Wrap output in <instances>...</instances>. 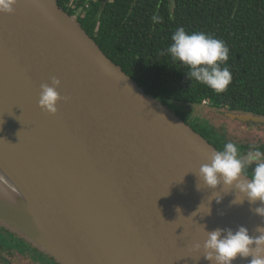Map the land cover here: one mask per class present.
Masks as SVG:
<instances>
[{
  "label": "water",
  "instance_id": "95a60500",
  "mask_svg": "<svg viewBox=\"0 0 264 264\" xmlns=\"http://www.w3.org/2000/svg\"><path fill=\"white\" fill-rule=\"evenodd\" d=\"M52 77L68 97L56 114L38 105ZM217 150L58 0H17L0 13V223L60 263L209 264L205 230L257 235L259 201L235 205L234 186L198 181Z\"/></svg>",
  "mask_w": 264,
  "mask_h": 264
},
{
  "label": "trees",
  "instance_id": "16d2710c",
  "mask_svg": "<svg viewBox=\"0 0 264 264\" xmlns=\"http://www.w3.org/2000/svg\"><path fill=\"white\" fill-rule=\"evenodd\" d=\"M58 2L69 14H78L101 49L163 104L201 105L206 99L218 111L264 116V0ZM179 27L187 33L203 32L227 46L228 59L221 67L229 69L232 81L225 91L217 93L188 79L189 69L166 53ZM210 125L206 133L193 128L220 150V139L207 135L215 129ZM242 147L246 154L252 148L264 152V144Z\"/></svg>",
  "mask_w": 264,
  "mask_h": 264
},
{
  "label": "clouds",
  "instance_id": "9594fccd",
  "mask_svg": "<svg viewBox=\"0 0 264 264\" xmlns=\"http://www.w3.org/2000/svg\"><path fill=\"white\" fill-rule=\"evenodd\" d=\"M16 3L17 0H0V13H12ZM171 41L165 51L173 61L189 69L188 79L205 84L217 93L226 90L232 76L227 67H221V62L227 61L229 51L223 41L203 32L187 33L183 27L174 31ZM60 84L58 78L52 77L51 84L40 86L38 105L49 114H56L58 102L68 99L61 97L57 91ZM196 176L209 189H216L221 181L227 190L234 186L236 195L232 204H243L245 200L250 204L259 201L260 206L251 211L264 218V152L252 148L242 155L235 143L226 142L222 149L213 152L209 163L200 165ZM202 208L203 205L198 211ZM180 211L177 208V212ZM254 231L257 235L250 234L244 226L235 231L230 228L205 230L207 238L202 245L204 259L209 264H232L239 256L250 257L249 264H264V225H257ZM195 247L199 249L201 245L196 244Z\"/></svg>",
  "mask_w": 264,
  "mask_h": 264
},
{
  "label": "flooded vegetation",
  "instance_id": "af4514ba",
  "mask_svg": "<svg viewBox=\"0 0 264 264\" xmlns=\"http://www.w3.org/2000/svg\"><path fill=\"white\" fill-rule=\"evenodd\" d=\"M201 106L204 107L206 105L202 103ZM201 106L200 108H202ZM210 107L212 106L210 105ZM214 112L215 114L211 116H197L200 124L199 127L205 129V133L210 128V124L215 127L214 131L207 133L209 137H218L222 145L226 142L235 143L237 146L241 147L240 152L242 155H246V152L242 149L243 145L256 146L264 144L262 138L255 135L253 136L251 133H248L250 135L239 134L241 131L250 132V130H248L249 127L254 125L245 124L248 122L230 117L229 112H225L224 114L218 113L219 111ZM214 119L217 122H214ZM231 121L233 122V126L229 124ZM256 124L263 125L264 123ZM0 232H3L1 235L8 236L10 238V243L13 244L12 247H7L2 244L0 240V264H62L55 257L34 246L30 241L20 236L18 233L2 226H0Z\"/></svg>",
  "mask_w": 264,
  "mask_h": 264
},
{
  "label": "rangeland",
  "instance_id": "374dc122",
  "mask_svg": "<svg viewBox=\"0 0 264 264\" xmlns=\"http://www.w3.org/2000/svg\"><path fill=\"white\" fill-rule=\"evenodd\" d=\"M170 105V104H169ZM171 107V110H173L174 112H176L180 117H182L184 120H186L188 122V124L190 126H194L196 129H199V122H198V117L197 116H204V115H213L215 114L214 111H218L217 109L215 108H212L210 107V105H206L204 107L201 106V105H190V104H184V103H172L170 105ZM200 106L202 108H200ZM204 108V109H203ZM218 113H222L224 114L225 111L224 110H221L219 111ZM214 122H217L215 121L214 119ZM229 124L231 126H233V122H229ZM245 124H250V125H254V126H250L248 130H250V132H245V131H241L239 134L240 135H250L248 133H251L253 136H257V137H260L264 140V124H256V123H253V122H248V123H245ZM244 129V128H243ZM247 129V128H246ZM0 226L4 227V228H7L6 226L2 225L0 223ZM9 229V228H8ZM1 233L3 232H0V240H1V243L4 244L5 246L7 247H12L13 244L10 243V238L7 236H4V235H1Z\"/></svg>",
  "mask_w": 264,
  "mask_h": 264
},
{
  "label": "built area",
  "instance_id": "2783aa9c",
  "mask_svg": "<svg viewBox=\"0 0 264 264\" xmlns=\"http://www.w3.org/2000/svg\"><path fill=\"white\" fill-rule=\"evenodd\" d=\"M87 3H88V2H87ZM86 6H88V4H86ZM81 9H82V8H81ZM77 16H78V14H77ZM203 104H204V105H209L210 103H209L208 100L204 99V100H203Z\"/></svg>",
  "mask_w": 264,
  "mask_h": 264
}]
</instances>
